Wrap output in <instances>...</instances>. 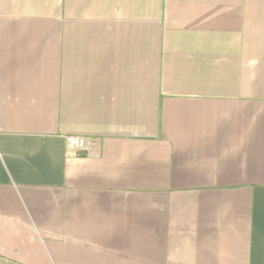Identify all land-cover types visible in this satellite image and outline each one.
Here are the masks:
<instances>
[{
  "label": "crops",
  "instance_id": "crops-1",
  "mask_svg": "<svg viewBox=\"0 0 264 264\" xmlns=\"http://www.w3.org/2000/svg\"><path fill=\"white\" fill-rule=\"evenodd\" d=\"M0 264H264V0H0Z\"/></svg>",
  "mask_w": 264,
  "mask_h": 264
},
{
  "label": "built area",
  "instance_id": "built-area-1",
  "mask_svg": "<svg viewBox=\"0 0 264 264\" xmlns=\"http://www.w3.org/2000/svg\"><path fill=\"white\" fill-rule=\"evenodd\" d=\"M93 142V138L82 135H68L66 136V145L69 149L75 151H87Z\"/></svg>",
  "mask_w": 264,
  "mask_h": 264
}]
</instances>
